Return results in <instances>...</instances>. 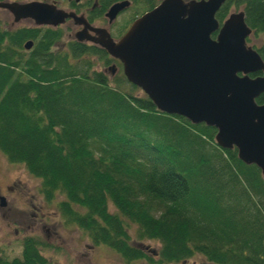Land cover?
I'll return each mask as SVG.
<instances>
[{
	"label": "trees",
	"instance_id": "obj_1",
	"mask_svg": "<svg viewBox=\"0 0 264 264\" xmlns=\"http://www.w3.org/2000/svg\"><path fill=\"white\" fill-rule=\"evenodd\" d=\"M231 7H241L264 62V0H225L219 23ZM59 38L0 27V153L39 181L45 202L59 198L63 224L126 264H191L196 255L199 264H264L259 170L217 147L214 128L157 111L119 65L113 77L95 70L92 59L112 62L101 49H61ZM146 240L158 243L154 255L137 247ZM44 246L25 238L20 256L0 255V264H49Z\"/></svg>",
	"mask_w": 264,
	"mask_h": 264
},
{
	"label": "water",
	"instance_id": "obj_2",
	"mask_svg": "<svg viewBox=\"0 0 264 264\" xmlns=\"http://www.w3.org/2000/svg\"><path fill=\"white\" fill-rule=\"evenodd\" d=\"M224 1L162 0L115 42L105 29H90L52 4L0 2V9L14 23L31 20L34 26L55 28L71 18L82 25L77 41L88 40L118 61L125 80L157 111L214 128L216 146L235 149L237 159L255 166L264 180V103H255L264 93V62L246 43L252 32L242 11L229 13L221 23L216 20ZM123 5H112L105 18L112 21ZM86 30L97 39H87ZM31 45L27 41L23 47ZM114 71V65L107 68L111 76ZM255 73L260 74L249 77Z\"/></svg>",
	"mask_w": 264,
	"mask_h": 264
},
{
	"label": "rangeland",
	"instance_id": "obj_3",
	"mask_svg": "<svg viewBox=\"0 0 264 264\" xmlns=\"http://www.w3.org/2000/svg\"><path fill=\"white\" fill-rule=\"evenodd\" d=\"M10 1V0H5ZM29 2L37 0H16ZM189 1V0H183ZM242 11L241 7H231L229 13ZM108 29L119 28L123 31L125 25L118 20ZM97 26L107 29L106 19L96 22ZM29 26L26 20L13 22L12 16L0 10L1 28H20ZM110 30V31H109ZM70 33L64 32L62 38L56 42V47L65 48L70 41ZM248 46H257L259 41L249 36ZM94 69L105 71L106 67L94 59ZM108 75V73H106ZM138 93L143 94L137 89ZM4 187L8 188L7 191ZM0 194L7 195V205L0 209V255L7 259L20 256L21 243L25 238H35L45 243L47 247L40 248V254L49 264H126L118 255L104 245H93L89 238L73 226L63 224L60 213L56 209V200L52 203L44 201L39 193V181L29 175L23 166L9 163L0 153ZM132 229H130L131 234ZM131 236V235H130ZM148 255L155 254L158 243L152 240L143 241L137 245ZM155 258V257H154ZM191 264L203 263L200 256L189 260ZM130 264H147L146 262H132Z\"/></svg>",
	"mask_w": 264,
	"mask_h": 264
},
{
	"label": "flooded vegetation",
	"instance_id": "obj_4",
	"mask_svg": "<svg viewBox=\"0 0 264 264\" xmlns=\"http://www.w3.org/2000/svg\"><path fill=\"white\" fill-rule=\"evenodd\" d=\"M161 1L162 0H37V1H29V2H40V3L52 4L55 6L56 9H59L65 13H70L76 17L81 18L90 27V29L91 28H101L97 26L96 22H99V20L101 19H106L105 13L112 5L123 3L124 4L123 8L116 14L115 18L112 21L109 22L106 19L107 29L105 30L107 31L110 38L115 42L119 38H121V36L125 33V31L127 30V28L130 26V24L133 21H135L137 18L142 16L144 13L152 10ZM0 2L21 3L16 0H10V1L0 0ZM24 3H27V2H24ZM103 7L105 8V10L101 12V9ZM0 10L7 12L5 9H0ZM116 20H118L120 23H123L125 27L123 31L121 32H119L120 29L117 28L116 30L113 31L114 35H112L111 32H108V29L112 23H116L115 22ZM26 21L29 24V26H26V28H35V29H47L48 28L52 30H58L60 32V38H62V35L64 32L70 33L69 42H76L81 45L93 46V47L99 48L97 45L85 39H83L82 41H77L75 34L82 30V25L77 24L71 18L66 19L64 23H62L61 25L55 28H50L46 26L36 27L34 26L31 20H26ZM20 28H25V27H20ZM14 29H17V28H14ZM14 29L10 28L8 30H14ZM84 36L87 37V39L88 38L97 39V35H95L91 30H86V32L84 33ZM31 42H32V46L30 50L33 47V41ZM111 60L112 62L109 65H114L115 67V71L113 74L114 76L118 72V65L120 66V68H121V65L118 61L114 59H111ZM4 189L7 191L8 188L4 187ZM1 191L2 189H0V192ZM6 197L7 195L0 194V203L1 201H3L4 203L3 207H0L1 210L4 209V207L7 205Z\"/></svg>",
	"mask_w": 264,
	"mask_h": 264
},
{
	"label": "bare ground",
	"instance_id": "obj_5",
	"mask_svg": "<svg viewBox=\"0 0 264 264\" xmlns=\"http://www.w3.org/2000/svg\"><path fill=\"white\" fill-rule=\"evenodd\" d=\"M243 12V11H242ZM243 16H244V14H243Z\"/></svg>",
	"mask_w": 264,
	"mask_h": 264
}]
</instances>
